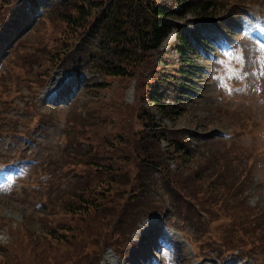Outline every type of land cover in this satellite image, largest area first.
I'll list each match as a JSON object with an SVG mask.
<instances>
[{
  "label": "rangeland",
  "instance_id": "rangeland-1",
  "mask_svg": "<svg viewBox=\"0 0 264 264\" xmlns=\"http://www.w3.org/2000/svg\"><path fill=\"white\" fill-rule=\"evenodd\" d=\"M5 1L9 8L15 0H0V3ZM245 1L252 3L235 7L237 10L242 7L244 13L235 17L233 30H228L230 34L218 36L217 41L206 44L196 56L195 62L201 66L196 68L198 89L195 98L187 100L186 108L173 118H161L157 110L149 107L157 124L164 128L161 130L183 129L184 137L186 131L195 133L206 156L216 154L226 161L221 169L223 181L231 178L233 188L237 187V180H242L239 192L241 189L243 195L238 194L236 201L220 200L196 206L194 201L186 199L187 193L181 188L175 194L171 191L181 201L176 213L166 218L161 213L166 207L174 211V195L165 188L163 175L148 171L145 175L149 181L145 189L148 198L139 203L134 215L151 211L155 216L138 222L133 232L130 228L135 219L130 216L129 207L122 210L121 224L117 225L119 219H115V228L109 226L110 211H99L93 225L89 223L85 227L72 222L67 214L49 213H57L59 201L68 199L64 191L75 180L73 171L79 169L68 167L71 152L80 154L90 144L95 152L90 156L96 162L93 165L108 163L107 157L112 156L114 166L127 169L133 166V163H124L118 155H126L128 161L130 158L134 162L131 148L125 143L129 140L136 145L137 132L141 129L138 114L148 105L142 97V88L133 79L120 89V84L110 78L108 86L99 90L79 88L68 101L69 89L75 85L74 74L57 67L48 75L42 74L49 64L48 48L54 45L44 35L50 31L49 23L46 21L20 36L11 30L16 38L25 37L18 42L20 50L11 59L0 49V163L30 161L23 166L25 176L17 178L11 187L4 168H0V243L27 239L23 234L36 241L38 234H43V223L59 222L65 227L71 225L68 231L58 233L69 234V244L52 250L60 258V264H264V251L259 252L260 249H254L250 256L251 259L258 256V263L239 261L241 258L236 255L244 257L245 251L224 254L219 246L224 237L230 238L240 228L233 225L232 216H227L225 204L240 210L238 201L247 199L250 205L264 206V0ZM28 24L29 21L25 23ZM201 26H204L203 33H213L214 25L208 20L187 23L188 29ZM174 37V33L167 37L163 49H170ZM57 99L64 103L49 105L48 102ZM85 117L89 118L85 120ZM105 117L107 128L100 124ZM119 132L128 136L119 137ZM164 141L167 142L163 139L156 144L154 155L158 162L166 159ZM191 143L196 145L195 141ZM148 144L153 150L155 144L150 137ZM113 145L118 146L114 152L110 148ZM79 161L84 163V158ZM167 163L164 160L161 164ZM210 163L213 169H220V161ZM86 170L90 172L92 167ZM187 189L192 192L193 188L188 185ZM199 191V188L193 189L196 198L207 201L208 194ZM48 204L51 206L47 207ZM103 217L104 222L100 220ZM16 230L23 232L19 234ZM129 240L135 243L131 246ZM100 241L110 245L99 251L102 244H95ZM248 248L249 245L244 250Z\"/></svg>",
  "mask_w": 264,
  "mask_h": 264
},
{
  "label": "trees",
  "instance_id": "trees-1",
  "mask_svg": "<svg viewBox=\"0 0 264 264\" xmlns=\"http://www.w3.org/2000/svg\"><path fill=\"white\" fill-rule=\"evenodd\" d=\"M13 2L9 8H6V1L0 3V20L2 19L0 27L5 26L0 29V49H5L7 59H11L14 52L20 50L18 42L25 36L16 37L29 32L31 28L36 30L47 21L50 31H46L44 35L54 45L48 48L49 64L43 69L42 74L48 75L54 67L74 70L78 75L77 83H81L84 89L88 87V90H99L108 86L107 79L110 78L120 84L122 89L134 79L142 88L144 93L142 97L148 104L138 114L142 125L137 132L136 145L129 143V140L125 143V146L131 148L130 153L134 155V162L130 158L128 161L126 155H118L122 157L124 163H133V166L130 169L114 166L112 156L107 157V161H110L108 163L102 161L93 165L96 162L90 156L95 152L90 144L85 145L84 152L81 151L80 154L71 152L73 156L68 162V167L79 169L76 170L77 172L73 171L75 180L64 191L68 199H61L57 213H49V215L67 214L72 222L83 224L85 227L89 223L93 225V220L99 211L101 213L110 211L109 226L115 228V219H119L117 225L121 224L122 210L129 207L130 216L135 219L130 228V232H133L138 222L152 213L145 211L134 215L139 203L148 198L145 190L149 184V181L145 180L148 171L149 174L158 173L164 176L165 188L169 194L172 193L171 191L175 194L176 191L185 190L186 199L194 201L196 206L220 200L236 201L237 195L242 194L241 189L239 192L242 180H237V187L233 188L234 182L231 178L223 181L225 176L222 177L221 169L226 166V161L223 162L216 154L205 156L204 160H200L196 156L197 149L189 147L188 142L184 140L185 130H161L164 128L157 124L149 107L157 110L161 118L165 116L173 118L186 108L189 102L187 100L195 98L199 81L197 76L199 71L196 68H201L196 64L195 58L200 55L199 49L211 40L202 32L204 26L188 29L187 23L196 19L208 20L215 25L217 31H228L233 27L234 16L241 11L235 7L252 2L245 0H15ZM28 21L27 26L25 23ZM11 30L17 31L18 36L12 35ZM173 32L175 40L171 42L170 49H163V43ZM85 73L94 77L87 79ZM88 118L85 117V120ZM106 121H108L106 117L100 121L104 128L108 125ZM81 122L79 119L78 123ZM127 136L128 134L125 133L120 134L119 137ZM149 137L155 144L153 150H150L148 144ZM163 139L167 141L168 146L164 160L173 159L177 164L175 169L170 168L168 163L163 166L161 163L164 160L158 162L154 155L157 151L156 144L158 145ZM116 147L118 146H111L110 148L113 149L111 151H116ZM82 158L84 163L79 161ZM219 161L220 169L210 167V162ZM81 167L84 170H81ZM88 167H92L90 172L86 170ZM185 170L188 171L187 174H184ZM199 182L204 188L199 186ZM188 185L193 189L199 188V192L203 194L207 193L208 200L199 201L193 189L192 192L191 189H187ZM174 198L176 204L173 202V212L168 207L163 208V212L167 213L169 218L174 212L176 213L181 201L176 195ZM238 203L241 206L240 210L228 204H225L224 210L227 216L233 217V225L236 224L240 228L235 230L230 238L224 237L219 246L224 254L225 251L237 250L245 251V256L250 257L254 249H260L259 252L264 251V206L250 205L247 199ZM177 218L180 219V216L177 215ZM100 220L104 222V217ZM70 227L71 225L65 227L59 222L43 223L41 229L43 234H38L36 241L23 234L27 239L15 240L7 244L0 243V264H33L35 261H38V264H60V258L52 250L56 246L69 244L67 242L71 239L68 237L69 234L66 236L58 233L61 230L68 231ZM104 228L107 230L108 227ZM23 230L28 232L27 229ZM16 232L20 234L23 231L16 230ZM101 244L99 251L110 245L105 241L95 245ZM247 245L249 248L244 250ZM99 251L96 253L100 254ZM218 257L222 258L220 254ZM257 258L259 257H254L259 261Z\"/></svg>",
  "mask_w": 264,
  "mask_h": 264
}]
</instances>
